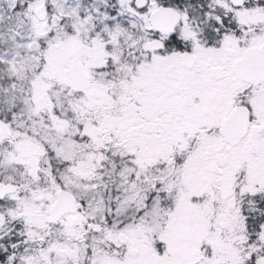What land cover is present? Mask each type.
<instances>
[{"label": "snow or ice", "instance_id": "6c2138e0", "mask_svg": "<svg viewBox=\"0 0 264 264\" xmlns=\"http://www.w3.org/2000/svg\"><path fill=\"white\" fill-rule=\"evenodd\" d=\"M0 264H264V0H0Z\"/></svg>", "mask_w": 264, "mask_h": 264}]
</instances>
